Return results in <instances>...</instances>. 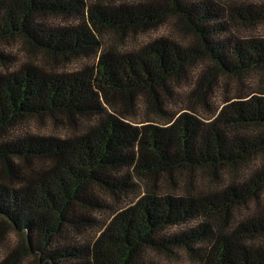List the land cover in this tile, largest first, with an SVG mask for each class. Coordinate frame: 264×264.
Masks as SVG:
<instances>
[{
    "label": "trees",
    "instance_id": "1",
    "mask_svg": "<svg viewBox=\"0 0 264 264\" xmlns=\"http://www.w3.org/2000/svg\"><path fill=\"white\" fill-rule=\"evenodd\" d=\"M167 20L194 43L138 41ZM263 26L264 0H0V264H264Z\"/></svg>",
    "mask_w": 264,
    "mask_h": 264
},
{
    "label": "rangeland",
    "instance_id": "2",
    "mask_svg": "<svg viewBox=\"0 0 264 264\" xmlns=\"http://www.w3.org/2000/svg\"><path fill=\"white\" fill-rule=\"evenodd\" d=\"M61 22L64 23L65 21H61ZM69 22L70 21L68 20L67 23ZM172 30H173L172 22L167 20L166 23L161 25L156 30H151L145 34H139L138 41L146 42L155 37L169 35L173 37L175 41L180 44L184 43L185 45H191L192 43H194V38L192 35L184 33L180 29H177V30L175 29V31L174 30L172 31ZM261 31L264 33V26L262 27ZM19 44H21L20 41L16 40L12 42V45H6L3 43L1 47H4V50L6 52H9V53L16 52V54L18 55L17 56L18 60H21L20 58H24V56H23V53H20L21 51H19ZM35 55H36V58H35L36 60L39 59L41 56L40 53H37ZM86 65H89V66L91 65L90 60L86 59V57H80V58L73 59L72 61L68 63L56 65L55 68H57L58 70L64 69L67 71H76V70L82 69ZM202 65H204V63L202 61H199L198 64H196L194 67H191L190 76L196 77ZM258 84H259V81L255 79L254 77L250 78L249 75L246 77H243L242 80L237 79V78H229V77L221 76L220 83L219 85L216 86V89L212 95L213 96L212 103L214 104L215 107H219L222 105L226 97L228 96L234 97V95L238 94L239 92H242V90L247 91L246 89L247 86H251L252 88L255 89L258 86ZM179 89L182 92H188L190 87L187 83L184 82L182 84V87H179ZM141 104L145 106L143 102ZM171 106L173 107V110H176V111H179L183 109L184 107H186L185 104H180L179 101L172 102ZM204 114L206 115V113ZM144 117H145V114L143 113V110H142L140 111V113H138L133 118L136 119V121H141L142 119H144ZM83 120L84 119H82V121ZM85 122L88 124L90 123V120L86 119L84 120V123ZM23 129H26L31 132H39L40 134H43V135H55V136L58 135V136H63V137H66L69 134H73L74 132H76L73 130L71 126L66 127L62 125V123L60 122H58V124L55 125L53 122H50V118L48 117L31 118L28 120L27 123L23 124ZM22 237L23 236L15 232L8 233L7 237L0 243V258L4 256L3 251L7 249L10 250L17 246H20L21 241L23 239ZM172 263L173 264H185V260L184 259L182 261L179 259L173 260ZM21 264H37V262L35 261L34 256H26Z\"/></svg>",
    "mask_w": 264,
    "mask_h": 264
}]
</instances>
